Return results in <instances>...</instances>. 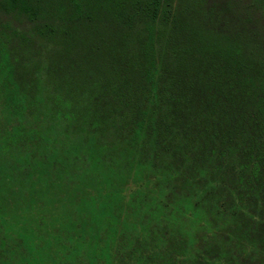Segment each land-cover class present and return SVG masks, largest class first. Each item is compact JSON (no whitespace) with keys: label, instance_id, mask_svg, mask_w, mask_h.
<instances>
[{"label":"trees","instance_id":"1","mask_svg":"<svg viewBox=\"0 0 264 264\" xmlns=\"http://www.w3.org/2000/svg\"><path fill=\"white\" fill-rule=\"evenodd\" d=\"M245 1L0 0V264H264Z\"/></svg>","mask_w":264,"mask_h":264},{"label":"rangeland","instance_id":"2","mask_svg":"<svg viewBox=\"0 0 264 264\" xmlns=\"http://www.w3.org/2000/svg\"><path fill=\"white\" fill-rule=\"evenodd\" d=\"M245 0L240 1L244 4ZM22 16H16L3 9H0V51H6L11 58L13 53H21V43L18 40L17 31L19 28L28 25L27 22L20 23Z\"/></svg>","mask_w":264,"mask_h":264}]
</instances>
